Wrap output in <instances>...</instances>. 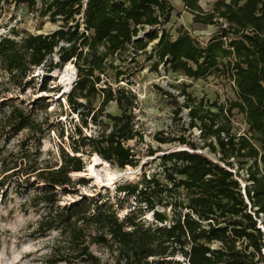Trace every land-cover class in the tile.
I'll use <instances>...</instances> for the list:
<instances>
[{"label": "trees", "instance_id": "16d2710c", "mask_svg": "<svg viewBox=\"0 0 264 264\" xmlns=\"http://www.w3.org/2000/svg\"><path fill=\"white\" fill-rule=\"evenodd\" d=\"M181 1L193 24L218 27L207 42L182 26L176 37L167 30L175 10L171 0H49L46 11L53 21H63L59 29L0 35V73L7 91L38 85L40 92L53 93L50 73L69 63L77 69L66 101L80 122L68 146H60L59 160L43 156L47 128L35 113L48 112V96L7 110L9 100L0 104L4 146L28 131L16 151L0 148L2 198L13 189L40 213L33 237L58 233L48 264H105L93 245L109 248L115 264H264V0H216L211 10L200 0ZM14 2L30 10L39 4ZM77 15L84 17V29ZM152 42L153 69L163 64L166 72L195 80L231 72L237 99L213 104L214 110L183 90L185 102L175 100L174 117L181 120L187 109L189 128L178 135L160 130L154 136L157 148L147 143V156L163 152L157 156L159 170L120 183L114 194L62 203L63 195H75L78 185L88 184L75 175L85 172L93 154L120 169L140 165V152L129 144L145 141L137 127L138 97L126 86L103 85L102 73L117 53L127 47L138 52ZM109 66L117 79L123 74L113 61ZM37 68L46 74L38 77ZM111 102L120 114L107 112ZM235 109L248 125L244 134L233 132ZM91 124L102 127L99 135L85 133ZM195 127L199 138L187 134ZM166 144L176 147L163 148ZM129 200L133 204L121 216Z\"/></svg>", "mask_w": 264, "mask_h": 264}, {"label": "rangeland", "instance_id": "374dc122", "mask_svg": "<svg viewBox=\"0 0 264 264\" xmlns=\"http://www.w3.org/2000/svg\"><path fill=\"white\" fill-rule=\"evenodd\" d=\"M49 0H39V4L35 10H30L23 5H17L14 0H0V35L12 36V30H18L21 34L31 33H50L59 29L63 23L62 20L56 22L51 18V12L46 11L47 2ZM174 5V12L171 21L165 27L173 34L178 35V30L182 26L188 30L195 38L202 43L207 42L217 30L216 25H195L193 24V16L184 7L180 0H171ZM216 0H200L205 10H211ZM84 3V8H85ZM84 29V17L76 16ZM153 42L146 45V49L138 50L126 48L117 53L114 58L108 59L107 68L102 73V84H111L113 87L126 86L131 88L138 97V108L135 110L137 127L144 134L145 141L137 142L132 140L129 142L134 146L141 155V163L138 167H127L120 169L111 166L109 162L100 160L96 154L87 157L85 172L82 175H75L76 179L82 177L88 180L87 185H78L75 195H63L62 203L81 199L83 197H98L97 194L105 195L108 191L115 193L117 186L126 181H138L142 178L143 173L152 174L159 170V161L157 156L163 154L158 152L155 156H147L148 145L157 148L159 143L154 136L160 130H165L169 134L178 135L184 132V128H189L190 119L188 110L183 109L181 112V120L175 119V110L179 105L185 102L183 90L191 93L198 101H203L205 106H213V104H230L231 101L237 99L236 85L231 72L216 73L206 79H191L185 75L173 72H166L164 65L161 64L158 70L153 69L152 54ZM56 57V56H55ZM114 62L115 66L123 72L117 79L116 70L110 68V63ZM227 63L228 59L223 60ZM35 73L42 77L45 75V69L37 68ZM52 78L51 86H56L53 93L40 92L38 85H30L26 91L12 87L11 91H7L9 84L3 79L0 73V104L4 99L9 101L8 105L16 104L21 106L32 105L35 99L41 95L48 96L51 106L48 112L38 111V118L45 122L47 133L43 139V156L50 160H59L60 146H68L70 142V134L74 130V125L80 122L77 114L73 113L66 101V95L72 89L77 79V69L73 63L67 64L63 69H56L50 73ZM130 80V83L127 81ZM100 100L96 101L98 106ZM0 106V115H1ZM216 110V107H212ZM107 112L112 114H120L121 111L116 102H111L106 107ZM233 132L238 135L244 134L248 130L245 117L237 109L233 110L231 115ZM0 128V148L4 146L5 136ZM102 130L101 126L90 125L84 131L87 134L99 135ZM64 131V137L61 133ZM28 134L27 130L22 131L18 136L11 139L7 146L9 151H16L19 142ZM197 138L200 137L201 131L199 127H195L188 131ZM203 144V142H201ZM176 147V145H163V148ZM204 151L208 152V149ZM209 153V152H208ZM210 156L216 157L209 153ZM143 163V166L141 164ZM93 166V171L90 166ZM126 171L132 172V178H122L121 175L127 176ZM93 174V175H92ZM98 174V175H97ZM2 172L0 169V179ZM244 189L245 180L241 181ZM3 190H0V264H48L47 258L51 255L55 243L58 239V233L51 232L46 236L33 237L32 232L37 227L40 213L32 207L25 205V196L17 194L10 189L8 195L2 198ZM133 204L132 200L125 202V209L120 212L123 216L128 207ZM146 220L152 221L151 213H148ZM219 245L218 243L216 244ZM93 252L98 255L105 264H115V254L107 247L93 245ZM66 264V263H59ZM81 264V263H77Z\"/></svg>", "mask_w": 264, "mask_h": 264}, {"label": "bare ground", "instance_id": "6f19581e", "mask_svg": "<svg viewBox=\"0 0 264 264\" xmlns=\"http://www.w3.org/2000/svg\"><path fill=\"white\" fill-rule=\"evenodd\" d=\"M97 156V155H96ZM98 157V156H97ZM90 166V169L93 171V169H94V167L93 166H91V165H89ZM84 172H81V173H76V174H79V175H82ZM133 171L132 172H129V174L127 175V176H122V178H125V179H127V178H132L133 177ZM93 175V174H92ZM98 175V174H97Z\"/></svg>", "mask_w": 264, "mask_h": 264}, {"label": "water", "instance_id": "95a60500", "mask_svg": "<svg viewBox=\"0 0 264 264\" xmlns=\"http://www.w3.org/2000/svg\"><path fill=\"white\" fill-rule=\"evenodd\" d=\"M141 166H143V163L141 164ZM124 174H129V171H126V173H124ZM121 176H123V175H121Z\"/></svg>", "mask_w": 264, "mask_h": 264}, {"label": "crops", "instance_id": "0c3cea01", "mask_svg": "<svg viewBox=\"0 0 264 264\" xmlns=\"http://www.w3.org/2000/svg\"><path fill=\"white\" fill-rule=\"evenodd\" d=\"M181 1V0H180ZM183 3V2H182ZM193 16V15H192Z\"/></svg>", "mask_w": 264, "mask_h": 264}]
</instances>
